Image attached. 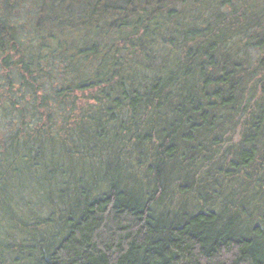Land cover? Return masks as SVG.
<instances>
[{
    "label": "trees",
    "instance_id": "1",
    "mask_svg": "<svg viewBox=\"0 0 264 264\" xmlns=\"http://www.w3.org/2000/svg\"><path fill=\"white\" fill-rule=\"evenodd\" d=\"M0 264H264V0H0Z\"/></svg>",
    "mask_w": 264,
    "mask_h": 264
},
{
    "label": "rangeland",
    "instance_id": "2",
    "mask_svg": "<svg viewBox=\"0 0 264 264\" xmlns=\"http://www.w3.org/2000/svg\"><path fill=\"white\" fill-rule=\"evenodd\" d=\"M175 193H174L175 195L173 198H174V202L177 203V202H179V200H181L182 196H181V193H179V194L177 192H175ZM172 196H173V194H172Z\"/></svg>",
    "mask_w": 264,
    "mask_h": 264
}]
</instances>
